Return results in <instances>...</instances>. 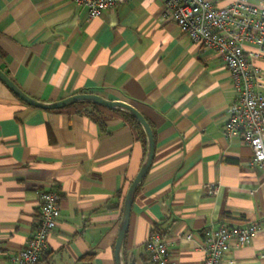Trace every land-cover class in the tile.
I'll return each instance as SVG.
<instances>
[{"label":"crops","instance_id":"crops-1","mask_svg":"<svg viewBox=\"0 0 264 264\" xmlns=\"http://www.w3.org/2000/svg\"><path fill=\"white\" fill-rule=\"evenodd\" d=\"M162 9L161 0H130L92 18L70 0H0V67L37 100L97 94L129 102L151 124L155 153L133 200L126 264H151L145 245L154 231L178 264H202L207 228L253 222L262 231L232 245L222 264H264V169L249 145L225 134L237 95L230 73ZM256 64L264 71V56ZM88 103L41 109L0 80V264L27 245L38 190L50 186L61 214L37 264H116L146 135L124 113Z\"/></svg>","mask_w":264,"mask_h":264},{"label":"built area","instance_id":"built-area-1","mask_svg":"<svg viewBox=\"0 0 264 264\" xmlns=\"http://www.w3.org/2000/svg\"><path fill=\"white\" fill-rule=\"evenodd\" d=\"M87 8L92 18L130 0H70ZM163 18L175 22L181 33L224 60L237 93L230 103L227 137H240L252 148V163L264 169V71L256 59L264 56V2L236 0L216 6L211 0H161ZM248 46L254 47L249 49ZM216 186L206 185L210 194ZM40 211L26 246L9 255L5 264H37L58 224L61 195L53 186L38 190ZM262 231L258 223H221L204 232L202 264H222L232 245L243 246ZM191 238V235H189ZM151 264H178L162 235L154 231L145 245Z\"/></svg>","mask_w":264,"mask_h":264},{"label":"water","instance_id":"water-1","mask_svg":"<svg viewBox=\"0 0 264 264\" xmlns=\"http://www.w3.org/2000/svg\"><path fill=\"white\" fill-rule=\"evenodd\" d=\"M0 80H2L12 91L13 93L19 97L21 100L26 102L29 105L47 109V110H54V109H61L66 106L78 103V102H90L99 105H103L107 108L114 109V110H123L133 116L143 127V130L146 135V155L145 159L138 171L137 175L134 177L132 182L130 183L127 192L125 194L123 208H122V216L119 224L118 229V236L115 243L114 249V257L116 264H126L124 259V241L127 235V230L130 221L131 209L133 200L137 191L139 184L147 175L149 168L152 164L154 153H155V138L152 127L144 117V115L132 104L126 101H112L106 99L100 95L92 94V93H80L76 95H72L62 100L53 101V102H45L37 100L26 92H24L9 76L8 74L3 71L0 67Z\"/></svg>","mask_w":264,"mask_h":264},{"label":"trees","instance_id":"trees-1","mask_svg":"<svg viewBox=\"0 0 264 264\" xmlns=\"http://www.w3.org/2000/svg\"><path fill=\"white\" fill-rule=\"evenodd\" d=\"M85 103V102H84ZM91 107H92V110L94 111V110H97V108L100 106L99 104H95V103H88ZM118 111H120V112H122V113H124V115L126 116V118L127 119H129L132 123H134L137 127H138V129L145 135V132H144V130H143V127L140 125V123L133 117V116H131L129 113H127L126 111H123V110H118ZM147 120V119H146ZM148 121V120H147ZM148 123H149V121H148ZM150 124V123H149ZM150 126H151V124H150ZM152 127V126H151ZM146 141V140H145ZM147 255V254H146ZM146 261L147 262H149V263H151L150 262V260H149V258H148V256H146Z\"/></svg>","mask_w":264,"mask_h":264}]
</instances>
